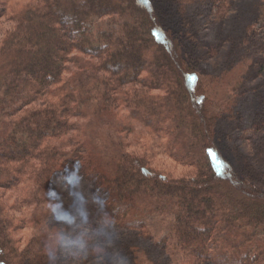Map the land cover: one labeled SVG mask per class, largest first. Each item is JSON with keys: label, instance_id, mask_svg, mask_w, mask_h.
I'll return each mask as SVG.
<instances>
[{"label": "trees", "instance_id": "obj_1", "mask_svg": "<svg viewBox=\"0 0 264 264\" xmlns=\"http://www.w3.org/2000/svg\"><path fill=\"white\" fill-rule=\"evenodd\" d=\"M24 1L0 43V89L17 104L0 133V189L22 205L34 198L41 227L24 232L26 215L0 191V264H88L108 252L123 264H264V222L231 213L221 193L264 203V38L252 36L264 0ZM226 43L218 103L197 86L201 62ZM181 83L213 143L211 174L163 116L146 123L151 133L134 130L132 145L107 129L100 145L84 131L67 136L74 112L133 115L155 87L179 96ZM243 140L255 142L251 153Z\"/></svg>", "mask_w": 264, "mask_h": 264}, {"label": "rangeland", "instance_id": "obj_2", "mask_svg": "<svg viewBox=\"0 0 264 264\" xmlns=\"http://www.w3.org/2000/svg\"><path fill=\"white\" fill-rule=\"evenodd\" d=\"M24 3V0H0V43L4 39L6 34L5 31L13 23L14 11H20L25 5ZM227 27L228 24L225 25V28ZM253 31L252 36L255 39H260V35L264 38V26H254ZM224 47L225 48L221 55L219 54L216 57H209L207 60L201 62L202 66L205 68L201 72V82L198 83L197 86V88L205 86L203 88L205 89L207 95L218 103H221L224 96H226L224 94L225 89H223L224 83H221L219 77H214L215 75L220 74L218 69L221 67L225 58L224 55L229 48L227 43ZM238 70L242 71V69L237 67V71ZM171 74H173V72H171ZM211 76L213 78L209 79ZM182 85L183 84L181 83L179 96L173 95V92L169 89H164L161 86L155 87L152 92L154 96L151 102L152 104L145 111H137L133 115L127 108L102 109L99 107L87 109V111L82 110L81 114L74 112L72 113L73 115H70L69 121L70 123L77 122L78 125L76 128L78 129L71 128V126H69V128L67 127V136H72L77 132L81 133L84 131L86 132L87 142L94 141L96 144L100 145L99 141H96L97 138L95 137L101 136L102 131L107 129V132L112 135V138L120 139L124 145H132L133 143L131 142H133L135 136L134 130H145L151 133V125H147L146 123L163 116L168 125L177 130L179 142L185 152L190 155L198 165L203 166L201 167V173H206L207 175L211 174L213 171L210 165L213 156V143L206 140V135L200 123L198 113L192 105L186 89ZM173 90L175 91V89ZM9 94V88L5 87L0 89V133L6 130L5 125L7 121V111L17 105L14 104L15 101L9 97ZM240 143L245 152L251 153L253 151V145L255 144L254 141L243 140ZM216 145L218 147L217 149L221 151L222 156L227 160L229 159L231 164L235 165L236 160L231 149H226L225 147L218 145V143ZM72 147V145L66 146L64 151L70 155L73 151ZM5 150L7 151V149ZM108 164L109 166H106V169L107 167L110 168L113 165L112 161L108 162ZM0 191L3 192L5 199H7L9 204H17L16 210L14 211L16 212V215H26V230H24V232H36V229L41 227V224L36 222V214L39 209L37 201L34 198H30L22 205V203L19 202L15 191H9L5 188L0 189ZM221 193L222 204L231 213L247 214L252 218H256L264 222V203L239 192L231 186L225 187ZM151 221L160 222L161 217L152 216ZM45 226L47 227V230V224ZM162 235L163 234H157L156 238H160ZM1 236L0 231V260L7 262L6 255L9 253V247L3 242V238ZM112 255L113 254L111 252H108L104 256L90 261L88 264H123V259L120 260Z\"/></svg>", "mask_w": 264, "mask_h": 264}]
</instances>
